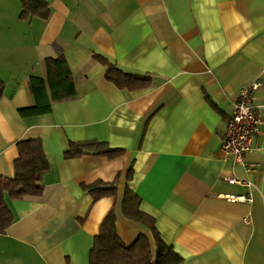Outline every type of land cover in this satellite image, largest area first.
<instances>
[{"label": "crops", "instance_id": "0c3cea01", "mask_svg": "<svg viewBox=\"0 0 264 264\" xmlns=\"http://www.w3.org/2000/svg\"><path fill=\"white\" fill-rule=\"evenodd\" d=\"M48 3V20H21L22 0H0V176H15L21 140L40 139L50 163L42 197H7L15 220L0 234V264H90L114 207L125 245L145 235L155 251L151 231L123 214L127 187L185 264H264V124L244 158L258 165L254 171L222 149L234 101L254 82L262 83L255 102L264 119V0ZM57 46L77 98L23 116L35 105L30 78H45L43 62L58 57ZM94 55L152 76L151 86L118 89ZM86 141L125 155L65 159L71 143ZM118 178L117 198L95 202L83 190Z\"/></svg>", "mask_w": 264, "mask_h": 264}, {"label": "trees", "instance_id": "16d2710c", "mask_svg": "<svg viewBox=\"0 0 264 264\" xmlns=\"http://www.w3.org/2000/svg\"><path fill=\"white\" fill-rule=\"evenodd\" d=\"M51 16L48 0H22L21 20L38 17L48 20ZM56 58H47L43 65L45 78L32 76L30 90L35 98L32 108L21 110L23 116L50 114L53 105L77 98L76 82L64 52L57 46ZM94 60L107 67L106 80L120 90L137 91L151 86L152 76H140L127 73L112 64L105 57L94 55ZM6 84L0 79V101L5 95ZM19 156L15 161V176H0V234H6L14 223L15 217L7 204V197L12 200L39 198L44 194V177L50 170V163L40 139H26L17 143ZM90 154L106 157L110 160L125 155V150L112 149L107 143L86 141L71 143L65 153V159L81 158ZM133 169L128 173V181L133 178ZM119 178L112 184L97 182L83 186L95 202L118 196ZM141 198L129 187L126 188L123 214L133 222L148 228L154 238L156 250L150 239L141 235L131 246H126L117 228V213L114 207L104 219L100 233L95 238L90 264H185V259L162 239L156 226V220L140 209Z\"/></svg>", "mask_w": 264, "mask_h": 264}, {"label": "built area", "instance_id": "2783aa9c", "mask_svg": "<svg viewBox=\"0 0 264 264\" xmlns=\"http://www.w3.org/2000/svg\"><path fill=\"white\" fill-rule=\"evenodd\" d=\"M262 87V83L254 82L244 88L234 101L233 111L229 117L226 135L222 149L228 156L243 165L249 172L254 171L258 165L246 163L244 158L254 150V140L260 133L264 124L259 108L255 102V95ZM264 151V148H263ZM229 183H244L237 179H230ZM250 186V184H246ZM230 202L250 203L249 196H225Z\"/></svg>", "mask_w": 264, "mask_h": 264}]
</instances>
